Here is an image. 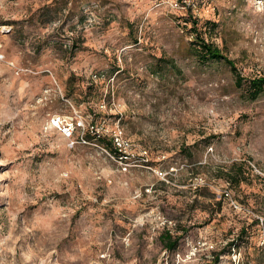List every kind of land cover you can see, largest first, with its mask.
Here are the masks:
<instances>
[{"label": "rangeland", "instance_id": "1", "mask_svg": "<svg viewBox=\"0 0 264 264\" xmlns=\"http://www.w3.org/2000/svg\"><path fill=\"white\" fill-rule=\"evenodd\" d=\"M263 75L264 0H0V264H264Z\"/></svg>", "mask_w": 264, "mask_h": 264}, {"label": "trees", "instance_id": "2", "mask_svg": "<svg viewBox=\"0 0 264 264\" xmlns=\"http://www.w3.org/2000/svg\"><path fill=\"white\" fill-rule=\"evenodd\" d=\"M191 17V16H189ZM193 28L195 30H197V25H196V21L193 20ZM194 40H193V46L195 47V49L197 50L199 57L203 60H209V59H224L225 62L231 67V70L234 74H236L237 76V80H236V84L241 85V77L239 75V73L237 72V67L236 64L234 62V60L229 59L223 52V50L217 46L216 44H214L213 42L206 40L203 36L202 33L199 31H194ZM250 95H251V99H256L259 95H261L262 93H264V75L263 76H257L254 77L250 80ZM85 137L87 139L92 138L91 134L89 132L85 133ZM100 140L102 142H104L107 146L110 147V149L114 152V154L117 157H122L124 158L126 156L125 152L121 149H119V147H117L115 145L114 142V138H111L109 140L106 141V137H99ZM226 179L229 182H240L243 179V176L238 174L237 172H235L234 168H231L227 171L226 173ZM166 247L167 249H175L178 243V238L175 240H172V235L167 232V238H166ZM214 259L216 260L217 258L214 257Z\"/></svg>", "mask_w": 264, "mask_h": 264}, {"label": "built area", "instance_id": "3", "mask_svg": "<svg viewBox=\"0 0 264 264\" xmlns=\"http://www.w3.org/2000/svg\"><path fill=\"white\" fill-rule=\"evenodd\" d=\"M53 119H54L53 122H54L56 125L61 126V127H62V131H63L67 136H71V135H72V133H73L75 127H76V126H74V125H75V122H74L73 120H71V121H66V123L63 124L62 121H61V119H60V117L57 116V117H55V118H53ZM60 123H61L62 125H61ZM77 126H80L79 122H77ZM91 127H93V126H91ZM114 142H115V145H116L117 147H119V149L123 150V149H122V145H123V144H122V142L119 140L118 137L114 138Z\"/></svg>", "mask_w": 264, "mask_h": 264}]
</instances>
